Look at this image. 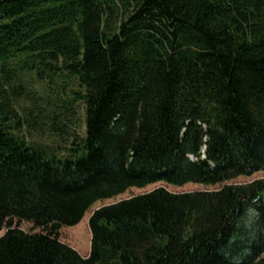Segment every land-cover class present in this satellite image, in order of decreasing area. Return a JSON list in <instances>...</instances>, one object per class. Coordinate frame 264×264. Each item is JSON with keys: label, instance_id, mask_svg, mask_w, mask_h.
Returning <instances> with one entry per match:
<instances>
[{"label": "trees", "instance_id": "1", "mask_svg": "<svg viewBox=\"0 0 264 264\" xmlns=\"http://www.w3.org/2000/svg\"><path fill=\"white\" fill-rule=\"evenodd\" d=\"M58 109L82 112L64 149L30 136ZM259 172L264 0H0V264H264V179L102 207L87 258L59 235L132 188Z\"/></svg>", "mask_w": 264, "mask_h": 264}, {"label": "rangeland", "instance_id": "2", "mask_svg": "<svg viewBox=\"0 0 264 264\" xmlns=\"http://www.w3.org/2000/svg\"><path fill=\"white\" fill-rule=\"evenodd\" d=\"M20 81L16 84L22 85V91L26 94V97H23L19 101V105L22 109L29 110L31 113L34 111L33 105L35 102H38V99H41L42 96H46V84L39 83L33 75H23L18 73ZM61 88V87H60ZM57 89L58 92L64 93V90ZM58 112L61 113L59 122L55 127L51 120H48L47 116L45 123L42 124L40 131L33 132L34 140L41 144L57 145L61 149H64L70 145L71 134L76 131L83 132V121L81 115V109L77 111L76 114L67 112L65 110L58 109ZM54 128V135L52 134V129ZM264 179V172L256 173L250 177H239L235 180L215 185V186H206L199 184H187L183 187H175L165 183H157L150 185L143 189L132 188L128 190L125 194L115 197L113 199L97 202L94 204L86 213L84 219L80 224L74 227H62L59 231L60 241L77 251L80 255H86L91 251V232L89 227V221L92 214L105 206L113 205L124 200L131 199L133 197L149 194L157 189L164 188L171 193L175 194H184V193H193L199 191H219L225 186L231 185H243L249 184L256 180ZM80 225V226H79ZM13 228H20L26 233L39 234L41 233L40 229H35L33 223L27 221H19L17 219L13 220ZM7 228L4 227L0 232V238L5 235Z\"/></svg>", "mask_w": 264, "mask_h": 264}, {"label": "crops", "instance_id": "3", "mask_svg": "<svg viewBox=\"0 0 264 264\" xmlns=\"http://www.w3.org/2000/svg\"><path fill=\"white\" fill-rule=\"evenodd\" d=\"M90 253L86 254V255H81L83 258H87L89 256Z\"/></svg>", "mask_w": 264, "mask_h": 264}]
</instances>
